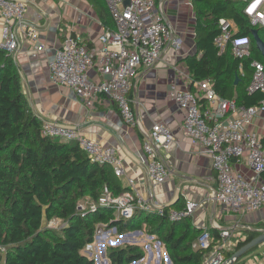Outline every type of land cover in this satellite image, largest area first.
Returning <instances> with one entry per match:
<instances>
[{
    "label": "built area",
    "instance_id": "2783aa9c",
    "mask_svg": "<svg viewBox=\"0 0 264 264\" xmlns=\"http://www.w3.org/2000/svg\"><path fill=\"white\" fill-rule=\"evenodd\" d=\"M113 23L104 28L98 37V45L83 44L73 27L67 28L60 46L54 51L47 67L49 81L79 95L87 108H92L101 96L115 104L126 126H134L137 119L131 108L129 94L139 68H152L162 55L181 49V37L162 14L157 0H103ZM243 3V13L251 26L264 30V0H231ZM27 4L22 0H0L1 43L0 48L13 54L18 50L19 37L35 44L37 52L45 50L39 42L37 29L27 22ZM231 22L218 20V34L213 45L219 55L228 48L232 56L242 62L251 57L249 37L234 36ZM251 78L247 86L249 94L260 91L264 94V65L258 60L249 62ZM187 82V88L171 85L169 98L184 112L182 129L195 146L203 149L211 159L216 176V189L211 200L233 214L254 212L264 208V137L249 130L253 119L264 113V98L257 104L242 106L235 100H227L216 93L212 81H192L188 71L174 68ZM94 70L100 77L89 76ZM42 134L62 142H76L79 148L93 161L108 165L116 177L123 175V165L115 150L80 135L76 129L43 122ZM173 141L171 130L162 122H156L147 132L143 131L142 151L145 158V173L151 186L163 184L173 174L169 149ZM243 165L235 169L233 163ZM130 189L114 195L104 186L96 203H80L78 208L95 210L98 207L114 208L116 218L129 219L135 210L165 212L163 206L153 202V193L146 197L135 189L133 180ZM202 204L186 200L179 209H170L168 221L177 222L191 217ZM58 224L52 220L48 225ZM52 228H58L54 227ZM215 229H219L216 224ZM105 235L103 227L95 230L93 242L84 252L90 254L94 244ZM109 235V234H108ZM232 232L220 230L218 239L209 228H203L193 243L194 249L205 251L201 264H232L236 259L225 258L221 250L226 246ZM238 242L247 235L237 233ZM215 242V243H214Z\"/></svg>",
    "mask_w": 264,
    "mask_h": 264
},
{
    "label": "trees",
    "instance_id": "16d2710c",
    "mask_svg": "<svg viewBox=\"0 0 264 264\" xmlns=\"http://www.w3.org/2000/svg\"><path fill=\"white\" fill-rule=\"evenodd\" d=\"M87 1L108 28L112 20L103 1ZM190 3L195 17L196 53L185 58L184 63L191 80L210 79L222 98H234L242 106L257 104L264 94L247 92L249 62L260 59L251 31L257 29L264 42V30L251 26L242 2ZM220 18L235 25L234 36L250 39L251 57L242 62L243 77L239 74V60L232 56L230 48L219 55L213 45ZM42 125L22 92L13 54L0 48V264H94V258L87 256L84 248L93 242L97 227L123 233L142 230L143 225L163 246L170 264L202 263L205 251L193 248L201 230L190 224L189 217L168 221L167 207H163V215L138 209L129 219L116 218L112 206L79 210L80 203L87 207L96 203L104 186L114 195L128 189L116 184L108 165L93 162L76 142L43 135ZM52 220H58L60 226L49 227ZM261 227L264 229V224ZM246 233L236 250L259 234L254 229ZM105 254L109 264H132L144 258L140 247L129 244L109 247Z\"/></svg>",
    "mask_w": 264,
    "mask_h": 264
},
{
    "label": "crops",
    "instance_id": "0c3cea01",
    "mask_svg": "<svg viewBox=\"0 0 264 264\" xmlns=\"http://www.w3.org/2000/svg\"><path fill=\"white\" fill-rule=\"evenodd\" d=\"M22 1L27 4V22L37 29L39 42L45 50L37 52L33 42L19 37V47L13 57L19 67L22 92L43 122L76 129L80 135L113 148L123 165L121 177L113 174L121 188L130 189L128 181L133 180L137 192L145 197L152 192L153 202L163 207L172 203L169 209H179L186 200L200 202L202 206L188 220L197 230L209 228L214 240L218 239L220 230L232 232L221 250L225 252V258H228L226 253L233 254L236 250L237 233L248 235L246 230H263L264 208L233 214L211 200L216 189L211 159L184 135V112L168 96L173 84L181 89L187 88V82L174 68L187 70L185 58L196 53L195 17L190 0H157L164 18L181 37V49L179 52H165L152 68L138 69L129 94L137 119V124L132 127L124 124L115 104L106 98L100 96L92 108H87L79 95L49 81L47 64L60 46L67 28L73 27L83 44L98 45V37L105 27L92 4L87 0ZM104 6L106 8L105 3ZM110 23L107 27L112 28L113 23ZM231 24L236 31L235 25ZM1 27L0 22V43ZM259 56L258 61L264 62L260 52ZM243 73L242 68L239 74L243 77ZM89 76L96 81L100 79L94 70ZM156 122L164 123L172 132L169 154L173 174L163 184L151 186L145 173L142 136L143 131H149ZM249 130L264 137V113L253 119ZM233 166L241 171L244 167L237 162ZM214 224L219 229H215ZM234 264H264V242L237 258Z\"/></svg>",
    "mask_w": 264,
    "mask_h": 264
},
{
    "label": "rangeland",
    "instance_id": "374dc122",
    "mask_svg": "<svg viewBox=\"0 0 264 264\" xmlns=\"http://www.w3.org/2000/svg\"><path fill=\"white\" fill-rule=\"evenodd\" d=\"M48 226L52 227L54 225ZM54 227H58V224H55ZM103 233L105 235H103L102 239L94 244V250L90 254L85 253L87 256L94 258V264H109L106 262L108 260L105 254L107 249L125 244L137 245L144 252V258L132 264H167L168 262L163 246L159 243L156 236L148 234L144 225L142 230L123 233H116L115 229L107 230L103 227Z\"/></svg>",
    "mask_w": 264,
    "mask_h": 264
},
{
    "label": "water",
    "instance_id": "95a60500",
    "mask_svg": "<svg viewBox=\"0 0 264 264\" xmlns=\"http://www.w3.org/2000/svg\"><path fill=\"white\" fill-rule=\"evenodd\" d=\"M251 35L254 39L255 45H256V49L260 52L261 56L264 58V42L259 38L258 36V30L257 29H253L251 31ZM172 203L165 205V207L169 208L171 207ZM254 231L258 232V236H256L254 239H252L251 241L245 243L243 246H241L238 250H236L232 256L230 257V259H237L241 256H243L244 254H246L247 252H249L251 249H253L254 247L258 246L259 244L264 242V229L263 230H257L254 229ZM168 264H170L169 259L167 260Z\"/></svg>",
    "mask_w": 264,
    "mask_h": 264
}]
</instances>
